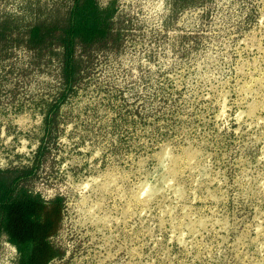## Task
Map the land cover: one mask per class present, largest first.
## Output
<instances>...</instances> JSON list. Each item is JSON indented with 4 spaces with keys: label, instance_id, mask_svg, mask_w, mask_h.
<instances>
[{
    "label": "rangeland",
    "instance_id": "rangeland-1",
    "mask_svg": "<svg viewBox=\"0 0 264 264\" xmlns=\"http://www.w3.org/2000/svg\"><path fill=\"white\" fill-rule=\"evenodd\" d=\"M97 1L122 40L78 53L47 137L61 51L23 36L74 0H0V167L43 146L26 184L64 199L50 264H264V0Z\"/></svg>",
    "mask_w": 264,
    "mask_h": 264
},
{
    "label": "trees",
    "instance_id": "trees-1",
    "mask_svg": "<svg viewBox=\"0 0 264 264\" xmlns=\"http://www.w3.org/2000/svg\"><path fill=\"white\" fill-rule=\"evenodd\" d=\"M114 13L113 5L102 7L97 0H74L64 23L26 27L23 41L29 49L39 54L43 50L54 52L56 47L61 51L59 65L63 87L46 116L47 137L61 105L82 78L84 56L78 53L86 51L90 56L93 48L106 49L110 44L121 42L122 33L115 30L113 24ZM42 155L43 146L32 167H0V243L6 239L16 247V264H50L63 256L53 239L62 227L64 199L56 196L46 200L26 184L40 167Z\"/></svg>",
    "mask_w": 264,
    "mask_h": 264
}]
</instances>
